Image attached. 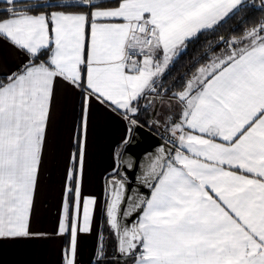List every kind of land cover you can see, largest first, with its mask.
Instances as JSON below:
<instances>
[{
    "label": "snow or ice",
    "instance_id": "snow-or-ice-1",
    "mask_svg": "<svg viewBox=\"0 0 264 264\" xmlns=\"http://www.w3.org/2000/svg\"><path fill=\"white\" fill-rule=\"evenodd\" d=\"M58 87L77 111L47 232L33 219ZM94 106L125 129L100 199L83 192ZM144 127L163 143L133 186ZM94 231L89 264H264V0H0V247L61 239L60 264H79Z\"/></svg>",
    "mask_w": 264,
    "mask_h": 264
},
{
    "label": "crops",
    "instance_id": "crops-1",
    "mask_svg": "<svg viewBox=\"0 0 264 264\" xmlns=\"http://www.w3.org/2000/svg\"><path fill=\"white\" fill-rule=\"evenodd\" d=\"M16 61V56L5 53V68L11 67ZM76 111V97L58 87L45 154V166L36 197L34 229L47 232L55 229ZM124 135V125L119 118L94 106L83 185L85 195H95L98 199L102 197L103 177L111 163L113 146L121 141ZM99 219V210H97V225ZM95 243V231L91 235L80 236L79 264H89ZM62 244L61 239L4 244L0 247V264H60Z\"/></svg>",
    "mask_w": 264,
    "mask_h": 264
},
{
    "label": "water",
    "instance_id": "water-1",
    "mask_svg": "<svg viewBox=\"0 0 264 264\" xmlns=\"http://www.w3.org/2000/svg\"><path fill=\"white\" fill-rule=\"evenodd\" d=\"M161 136L162 130L157 131L147 127L134 131L132 141L125 155V159L131 156L135 165L127 172L128 180L133 186L138 184V177L142 174L139 161L149 154L156 153L159 146L163 143ZM142 191L147 193L146 188L142 189Z\"/></svg>",
    "mask_w": 264,
    "mask_h": 264
},
{
    "label": "trees",
    "instance_id": "trees-1",
    "mask_svg": "<svg viewBox=\"0 0 264 264\" xmlns=\"http://www.w3.org/2000/svg\"><path fill=\"white\" fill-rule=\"evenodd\" d=\"M240 27H242L241 22L239 18H236L220 29V32L222 34H228L232 31V29ZM208 39H213V37L201 36L198 41H195L189 45L187 53L178 60L175 66L171 68V70L164 77V83L166 86L179 79V77L187 70L190 61L198 55V53L202 50L206 40ZM105 236L107 238L109 253H111L114 247V241L111 237H109L107 232L105 233Z\"/></svg>",
    "mask_w": 264,
    "mask_h": 264
}]
</instances>
